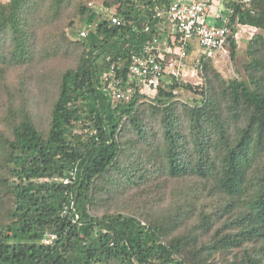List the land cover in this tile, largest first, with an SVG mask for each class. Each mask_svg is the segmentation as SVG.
<instances>
[{
	"label": "trees",
	"instance_id": "trees-1",
	"mask_svg": "<svg viewBox=\"0 0 264 264\" xmlns=\"http://www.w3.org/2000/svg\"><path fill=\"white\" fill-rule=\"evenodd\" d=\"M173 1L0 3V264H264V0H203L241 30L232 76L216 56L199 85L98 88Z\"/></svg>",
	"mask_w": 264,
	"mask_h": 264
},
{
	"label": "built area",
	"instance_id": "built-area-1",
	"mask_svg": "<svg viewBox=\"0 0 264 264\" xmlns=\"http://www.w3.org/2000/svg\"><path fill=\"white\" fill-rule=\"evenodd\" d=\"M243 2L247 4L250 0ZM88 6L96 8L111 25H122L121 19L113 10L92 3ZM154 11L157 16H161L157 7ZM164 18L167 24L165 33L154 35L131 56L130 62L120 60L100 76L98 88L112 100L128 102L134 95L150 96L155 94L158 88H170L176 83L193 78L195 85H199L203 80L202 60L220 56L224 63L231 62L227 40L232 37L238 42L241 30L232 32L227 25L217 26L215 22L222 20V13L218 9L212 12L211 5L206 1L175 0L164 11ZM148 28L147 25L145 30ZM92 31L94 26L88 24L78 29L75 36L84 39ZM170 37L177 40L175 47L171 46ZM123 69H127V78L117 73ZM75 177L76 170H70L68 176L62 180L63 185L73 182ZM74 216L77 219V215ZM55 239L56 235L47 234L43 243L49 245Z\"/></svg>",
	"mask_w": 264,
	"mask_h": 264
},
{
	"label": "rangeland",
	"instance_id": "rangeland-1",
	"mask_svg": "<svg viewBox=\"0 0 264 264\" xmlns=\"http://www.w3.org/2000/svg\"><path fill=\"white\" fill-rule=\"evenodd\" d=\"M9 0H0V3L1 4H5V3H7ZM77 29H75V32H71L70 31V33H69V36H70V38L71 39H76L77 37L75 36V34H77ZM222 69L224 70V72H225V76L226 77H230V76H232V71L234 70L235 71V67H234V64H233V62H232V60H231V62L230 63H225V65L224 66H222ZM236 73V72H235Z\"/></svg>",
	"mask_w": 264,
	"mask_h": 264
}]
</instances>
